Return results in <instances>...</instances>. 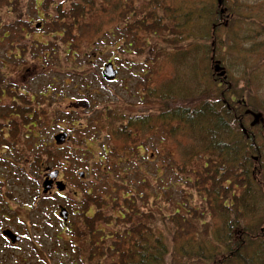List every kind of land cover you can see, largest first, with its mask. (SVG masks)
<instances>
[{"label": "rangeland", "instance_id": "rangeland-1", "mask_svg": "<svg viewBox=\"0 0 264 264\" xmlns=\"http://www.w3.org/2000/svg\"><path fill=\"white\" fill-rule=\"evenodd\" d=\"M70 1L0 0V112L15 118L0 117V215L24 238L14 246L0 236V264H39V256H47V264L106 263L110 254L99 258L97 253L94 261L87 253L81 255L79 236L62 230L60 204L89 235L90 223H97L95 239L101 235L102 244L116 225L131 224L138 204L145 203L141 193L159 184L163 198L157 202L166 213L180 203H198L196 195L185 201L193 188L181 185L173 171L186 161L195 164L188 159L198 152L191 132L178 121L181 107L194 112L218 100L238 129L248 138L252 135L253 145L264 144V78L259 72L264 69L257 67L264 59V48L257 44L264 38V0H109L106 12L80 26L67 20L62 24L58 18L71 9ZM119 4L126 5L123 15L116 9ZM210 11V19L196 16ZM124 16L129 22L123 26ZM246 37L254 40L244 42ZM109 63L117 74L108 80L103 72ZM250 104L263 109L253 110ZM28 115L38 125L47 117L52 134L74 127L63 150H57L48 134L46 140L25 137ZM16 120L24 124L19 138ZM6 148L14 160L9 151L2 154ZM16 154L23 155L21 164ZM46 167L60 169L69 189L79 194L42 196L37 202ZM79 171L85 174L82 179ZM157 171L164 175L162 183L156 182ZM44 186L50 187L48 181ZM61 186L65 184L60 181ZM150 200L144 210L157 208ZM120 209H126L127 220L120 218ZM29 216L47 217L37 234L29 228ZM45 230L50 241L43 237ZM37 237L48 243L46 249L53 245L47 249L50 254L42 252ZM169 257L166 264H180Z\"/></svg>", "mask_w": 264, "mask_h": 264}, {"label": "trees", "instance_id": "trees-1", "mask_svg": "<svg viewBox=\"0 0 264 264\" xmlns=\"http://www.w3.org/2000/svg\"><path fill=\"white\" fill-rule=\"evenodd\" d=\"M70 2L71 9L68 13H60L58 18L62 24L67 20L75 26L106 12L104 5H109V0ZM116 9H122L123 15L126 5L119 4ZM196 16L210 19L214 13L198 12ZM123 21V26L129 22L125 16ZM261 31L264 35V27ZM61 32L64 33L65 29ZM252 40L246 37L244 42ZM257 44L264 48V38ZM203 50L209 54L208 47ZM257 67L264 69V59ZM259 72L264 78V71ZM212 94L216 99L218 90L214 88ZM249 106L253 110L261 108ZM179 111L178 121L188 134L191 132L188 136L195 139L198 152L195 154V151V156L188 159L195 160V164L190 165L186 161L177 168L178 172L173 171L180 176L181 185L193 188L188 191L192 192L190 200L187 193L185 201L191 202L196 195L198 203L189 207L180 203L173 213H166L162 204L157 202L163 198L159 184L152 192L141 193L139 198L143 197L145 203L142 206L138 204L131 215V224L125 228L116 225L115 233L105 236L102 244L101 235L95 239L94 223H90L91 234L82 236L85 239L82 253L89 254L93 261L97 253L101 254L99 258L110 254L106 263L101 264H166L168 255L170 262L177 260L180 264H264V144L262 147L257 143L253 145L252 135L248 138L238 129L236 122L231 120L230 110L218 100L211 108L203 105L195 107L192 112L181 107ZM181 127L180 130L184 131ZM254 161L259 164L256 170ZM155 179L162 183L164 175L157 171ZM162 188L169 190L168 187ZM151 197L150 202L154 201L157 208L144 210ZM122 211L120 218L127 220L126 209ZM122 211L120 209V213ZM154 225L161 226L171 238L163 237Z\"/></svg>", "mask_w": 264, "mask_h": 264}, {"label": "flooded vegetation", "instance_id": "flooded-vegetation-1", "mask_svg": "<svg viewBox=\"0 0 264 264\" xmlns=\"http://www.w3.org/2000/svg\"><path fill=\"white\" fill-rule=\"evenodd\" d=\"M4 105H5V103L2 104V106H4ZM72 105H73V103H72ZM4 110L6 112L11 111V110H9L8 107L4 108ZM5 116H8L10 119V116H13V114H11V112H9L8 115H6V114H3L2 112H0L1 119H3ZM27 118L29 121H28L27 129L25 130V132H26L25 137L31 136L33 139L41 138V140H46V136L48 134V137L53 139V142H54L57 150H63L64 146L66 145V143L68 142V140L71 136L72 131L75 129L74 127L65 126V127L61 128L62 131H58L57 133L52 134L51 126L50 125L47 126V120H48L47 117L43 116V118H42L43 123L40 125H38V123L36 122V120H34L32 118V116L28 115ZM50 118H51V116H50ZM13 119H15L14 116H13ZM16 125H17V128H15V130L17 131L16 137L19 138L20 128L23 127L24 124H20L19 121L16 120ZM37 133L39 134V136H37ZM61 134H66V137L64 138V140H61L60 137H59V140L57 139V136H59ZM9 135L10 134L7 133V135H5V137H7ZM25 147L26 146H24V149H25ZM34 147H37L36 143L34 144ZM42 147L45 149L47 147V145H45V143H43ZM7 151H9L8 157L11 160H14V156L11 153L12 150H10L9 148H6V150L3 149L1 152H2V154H5V153H7ZM17 152L20 153V150ZM41 152L46 153L47 155H49L50 158L52 157V154L49 151H41ZM22 156H23L22 154H20L18 156H17V154L15 155L17 163L21 164ZM44 171L45 172H44V176H43V182L41 183V186H40V183L38 182V186H37L39 188V191H40V196H38L37 202L38 201L42 202V196L46 197L49 195L51 196V195L57 194L58 196H60L62 198H68V196L71 194H73L75 196H77L79 194L78 191L73 190V189H69L67 182L63 178H61L62 172L60 171V169H52L50 167H46L44 169ZM81 179H82V177H81ZM46 181H48V186H50L48 189H46L47 187L44 186V183ZM60 181L63 182L65 184V186L64 187L61 186L60 188H58V182H60ZM46 192H48V193L46 194ZM58 208H59L58 209V211H59L58 216L62 221L61 222L62 230L66 231L67 233H70L71 236H73V235H75L76 237L79 236L77 239L82 240L83 245L80 246V251H81V255H82L83 254L82 253L83 246H84V238H82V236H85L89 233L83 229V227H82L83 225L78 224L77 222L73 221L74 215L70 212V210H68V208L66 206L64 207L62 204H60L58 206ZM2 210H3V208H2ZM62 210H66L67 214L64 215L66 217L61 215ZM1 217L2 216L0 215V236L2 235V237L4 239H6L9 242V244L14 245V246H20L23 243L24 238L20 234L15 232V230H13V227L11 225V220H8V218L5 216H3L2 218ZM94 218H95V215H94ZM35 219L30 220V216L28 217V221L31 222L29 228H31L32 231L35 234H37V232L40 230V228L44 227L43 221L47 220V217L45 216V217H43V219H36V220ZM74 222L76 224H74ZM96 226H97V223H94L95 228H96ZM99 230L100 229H95L94 234L96 232H98ZM48 231L49 230L44 231L45 235H43V237L45 240L50 241L49 236H48ZM58 235H60V233L55 234V238H56V240L61 241L62 239ZM37 238H38L37 243H39L41 245L42 252H44V254H47V253L50 254L51 253L50 250H47V249L48 248L54 249L53 245L47 246V249H46L44 246L47 245L48 243H43V241L41 240L40 237H37ZM51 243H53V242H51ZM47 258H48L47 256L46 257L39 256V258H38V260L40 261L39 264H47Z\"/></svg>", "mask_w": 264, "mask_h": 264}, {"label": "water", "instance_id": "water-1", "mask_svg": "<svg viewBox=\"0 0 264 264\" xmlns=\"http://www.w3.org/2000/svg\"><path fill=\"white\" fill-rule=\"evenodd\" d=\"M38 27H40V24L37 25ZM105 78L109 79H113L115 78L117 71L114 70L112 63H109L105 66L104 72H103ZM258 116H256V120H257ZM59 137L61 138V140H64V138L66 137V134H61L59 136H57V139L59 140ZM81 175V177H84V172H80L79 173Z\"/></svg>", "mask_w": 264, "mask_h": 264}, {"label": "bare ground", "instance_id": "bare-ground-1", "mask_svg": "<svg viewBox=\"0 0 264 264\" xmlns=\"http://www.w3.org/2000/svg\"><path fill=\"white\" fill-rule=\"evenodd\" d=\"M100 219V218H99Z\"/></svg>", "mask_w": 264, "mask_h": 264}]
</instances>
